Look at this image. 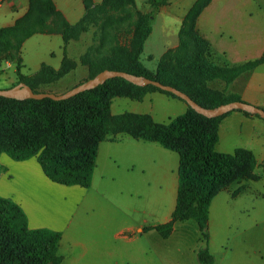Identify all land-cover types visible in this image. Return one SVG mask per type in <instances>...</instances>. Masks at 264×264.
Instances as JSON below:
<instances>
[{
  "label": "trees",
  "instance_id": "obj_1",
  "mask_svg": "<svg viewBox=\"0 0 264 264\" xmlns=\"http://www.w3.org/2000/svg\"><path fill=\"white\" fill-rule=\"evenodd\" d=\"M109 1L102 0V3ZM166 1H148V11L142 17V33L135 37L132 49L126 55L117 54L118 57H102L98 60L81 56L79 63L86 67L89 77L103 69L145 76L181 90L198 105L206 108L240 100L238 94L211 88L208 82H232L239 75L264 63V49L259 57L237 64L221 65L211 61L209 42L194 27L196 18L211 0H194L185 12L177 33V46L164 56L169 59L168 70L159 67L152 74L138 60L143 41L151 30L155 12ZM28 2L26 14L16 19L11 26L0 28V63L9 61L14 65V84L24 82L38 92L40 86L44 88L60 80L76 66V61L67 59L65 46L70 39L69 35L75 33L77 24L69 23L61 15L60 22L54 25L52 17L59 14L53 0ZM35 33L61 35L64 44L61 67L54 69L43 64L37 72H21V45ZM154 91L181 99L153 85L138 86L120 77L109 78L94 88L61 100L48 97L20 100L0 96V125L5 127L14 126L16 121L17 108L11 102L36 104L53 112L40 116L48 132L47 137L22 133L0 138V154L5 153L16 161L35 157L44 175L52 182L88 188L92 181L98 144L106 138L128 134L138 140L157 142L162 147L175 151L179 156L178 180L171 218L166 223L147 226L143 230H155L160 237L167 238L175 222L194 220L202 242L195 251L197 260L200 264H214L215 258L208 248L210 202L230 182L240 178L255 179L252 171L256 160L251 151L245 149H237L231 154L215 150L218 124L227 112L217 117H207L188 106L185 112L166 123L155 122L150 115L144 113H111L113 97L141 101L146 93ZM254 115L259 117L258 114ZM84 128H89L90 131H85L78 140L71 138L72 132H79ZM4 170L5 167L0 163V173ZM60 236L59 231L49 228H30L21 206L0 195V264H60Z\"/></svg>",
  "mask_w": 264,
  "mask_h": 264
},
{
  "label": "crops",
  "instance_id": "obj_2",
  "mask_svg": "<svg viewBox=\"0 0 264 264\" xmlns=\"http://www.w3.org/2000/svg\"><path fill=\"white\" fill-rule=\"evenodd\" d=\"M53 2L68 22L77 21L83 14V0ZM28 8V0L0 2V28L14 24L16 19L26 14ZM198 25L210 41L214 62L231 65L257 58L264 49V0H211L200 14ZM66 54L73 57V53ZM19 55L23 74L37 72L43 64L58 69L64 59L62 37L58 33H35L24 40ZM3 63L14 73V65L9 61L0 63V72H3ZM208 86L224 90L225 93H236L240 100L264 109V63L228 84L212 80ZM57 91L55 93H59ZM159 93L175 98L154 91L146 93L142 100ZM112 102L110 110L115 115ZM187 108L179 106L180 114ZM132 112L148 114L158 122L151 112ZM217 134V152L231 154L237 149L251 151L256 160L252 171L256 178H240L219 190L210 202L208 217L220 192L225 191L231 197H236L250 190V182H264V118L246 110L232 109L219 121ZM155 144L163 149H158ZM166 150L169 149L157 142L138 140L128 134L106 138L98 144L88 188L52 182L44 175L35 157L16 161L1 153L0 163L5 170L0 173V195L21 206L30 228L45 227L61 233L58 244V254L62 257L60 264H78L83 260L97 263L100 254L117 259L119 255L114 253L119 245L114 244L113 239L133 243L141 235L155 231L144 232V227L166 223L171 218L175 207L172 195L175 192L176 198L178 165L173 176V161ZM150 179L159 182L158 194L156 184L141 187L142 182H150ZM157 195L160 202L164 197L169 198L159 218L156 216ZM142 196L146 198L143 202ZM210 242L211 236L208 248ZM121 246L123 248V244ZM129 257L135 259L134 255ZM145 258L149 264L153 261L151 255ZM214 264H218L217 258ZM222 264H230L229 259L227 261L225 257ZM252 264H264V257L255 255Z\"/></svg>",
  "mask_w": 264,
  "mask_h": 264
},
{
  "label": "rangeland",
  "instance_id": "obj_3",
  "mask_svg": "<svg viewBox=\"0 0 264 264\" xmlns=\"http://www.w3.org/2000/svg\"><path fill=\"white\" fill-rule=\"evenodd\" d=\"M148 1L110 0L108 3H102V0H83V14L77 21L69 22L77 24V27L75 33L69 35L70 39L65 46L66 52L73 53L72 58L66 54L67 59L76 61L77 64L60 80L48 84L44 88L40 86L38 92L55 93L58 90L57 92L62 93L95 76L96 74L89 77L86 67L79 63V58L83 55L87 59L93 58L94 60L102 57H118L117 54L126 55L125 53L132 49L135 37L142 33L144 27L142 17L148 11ZM192 3L193 0H167L156 10L150 25L151 30L143 41L141 52L138 55V60L150 73L155 74L159 67L169 69V59L164 56L177 46L178 30L185 12ZM57 10L59 15L52 17L54 25L60 22L61 15L64 17L63 13L59 9ZM199 16L195 20L194 27L197 33L209 42L210 60L214 62L210 41L204 36V32L198 25ZM2 69L0 89L13 86L11 84H14L15 75L12 68L6 67L3 63ZM133 92L135 93V91ZM112 100V112L115 114L142 110L151 112L158 122H168L180 114L182 111L179 106L188 107L186 102L161 93L148 96L142 101L124 97H113ZM10 104L17 108L16 121L12 127L0 125V138L18 136L22 133L39 137L48 136L40 116L43 113L52 114L51 109L36 104L13 102ZM85 131L89 132L90 129L84 128L79 132H72L71 138L78 140L82 138ZM155 145L158 149H163L159 145ZM166 151L171 156V162L173 161L171 173L175 176L178 156L175 152ZM250 183V190L240 196L231 197L230 193L228 195L225 191L220 192L219 197L211 206L207 223L208 233L211 236L209 250L218 259V264H222L225 257L227 261L229 259L230 264H252L255 255L264 257V182ZM149 184L151 186L156 184L158 194L159 182H155L153 179H150V182L145 180L141 183V187L144 188ZM174 199L175 192L172 195V200ZM145 200L146 198L142 196L141 202ZM150 200L153 201V199ZM168 201L167 196L160 202L157 195L156 216L158 218ZM125 234L128 235L127 232ZM113 242L119 245L118 250L114 253L119 255L117 259L100 254L98 258H101L97 260V263L96 261L83 260L78 264H149L145 258L146 255L153 257L151 264H200L194 252L202 242L194 220L176 222L167 239L159 237L155 231H152L141 235L140 239L133 243H122L115 239ZM121 244H123V248ZM112 249L115 251L113 247ZM130 255H134L135 259L130 258ZM250 256L253 258L251 259Z\"/></svg>",
  "mask_w": 264,
  "mask_h": 264
},
{
  "label": "water",
  "instance_id": "obj_4",
  "mask_svg": "<svg viewBox=\"0 0 264 264\" xmlns=\"http://www.w3.org/2000/svg\"><path fill=\"white\" fill-rule=\"evenodd\" d=\"M113 77L123 78L134 85H138V86L153 85L161 90L168 91L176 95L177 97L183 99L187 103V105L191 107L193 110L207 117H217L232 109H242L250 113L258 114L259 116L264 118L263 108L242 100L229 101L226 103H222L213 108H206L198 105L186 93L182 92L181 90L171 85L163 84L156 79H151L145 76H138L126 71L114 70V69H103L102 71L98 72L95 76L86 79L85 81L71 87L70 89L62 93H54L49 91L35 92L26 83L18 82L11 87L0 89V96L8 97V98H18V99H29V98L42 99L48 97L54 100H61L74 96L79 92L94 88L97 85L102 84L105 80Z\"/></svg>",
  "mask_w": 264,
  "mask_h": 264
}]
</instances>
